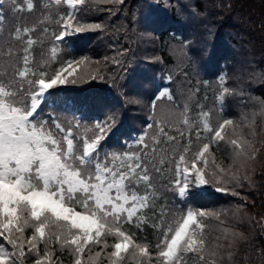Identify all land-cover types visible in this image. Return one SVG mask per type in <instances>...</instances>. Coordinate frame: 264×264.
Listing matches in <instances>:
<instances>
[{"label": "snow or ice", "instance_id": "snow-or-ice-1", "mask_svg": "<svg viewBox=\"0 0 264 264\" xmlns=\"http://www.w3.org/2000/svg\"><path fill=\"white\" fill-rule=\"evenodd\" d=\"M124 2L0 0V264H65V256L69 264H224L225 260L235 264L238 253L231 244L227 253L221 251L219 237L209 244L206 221L213 216L219 220L221 214L189 205L195 190L203 186L236 197L241 196L236 189L245 182L252 186L242 170L248 160L256 159L259 149L249 138L254 132L245 136L242 129L252 127L257 113L250 116L243 110L245 92L229 88L226 74L217 79L215 124L213 110L204 111L203 106L190 115L189 88L179 113L183 127L169 124L166 131L161 121L147 122L145 130L119 152L105 143L114 117L96 122L87 130L89 136L74 131L79 123L69 122L66 128L46 111L63 86L86 79L82 66L87 58L65 60L58 45L75 34L105 30L101 23L82 22V13L115 14L99 5ZM61 5L69 10L59 11ZM25 12L39 13L38 22L28 26ZM6 14L15 19L14 25L6 26ZM50 24L55 25L51 32ZM49 36L54 43L47 49ZM57 60L59 66L51 69ZM87 75L104 79L99 73ZM182 75L186 80L187 73ZM167 79L171 84L172 75ZM165 98L174 101L167 86L159 91L153 108ZM227 98L239 99V121L223 115ZM260 105L264 115V101ZM228 129L235 138L226 135ZM172 130L176 134H170ZM221 142L230 152L228 169L216 163L212 151L214 145L222 151ZM165 165L171 177L165 175ZM161 190L174 197L171 206L158 204ZM259 223L264 234V218ZM145 227L153 229L154 243L138 235ZM223 232L225 240L236 238L227 229ZM252 251L264 257V249ZM239 255L248 259L247 253Z\"/></svg>", "mask_w": 264, "mask_h": 264}, {"label": "trees", "instance_id": "trees-1", "mask_svg": "<svg viewBox=\"0 0 264 264\" xmlns=\"http://www.w3.org/2000/svg\"><path fill=\"white\" fill-rule=\"evenodd\" d=\"M108 11L88 12L80 15L84 23H101L104 31H88L69 36L59 44L63 59L80 60L87 58L82 66L86 79L75 86H63L54 96L46 109L68 127L80 124L82 135H91L96 122L106 117H114L115 126L108 134L106 146L112 151H123L125 143H131L144 130L147 122L154 125L161 121L166 131L169 124L183 127L180 111L187 100L189 88L192 89L190 115L195 116L199 106L204 111H212L215 124L217 102L214 94L218 87L217 79L226 74L229 88H242L247 103L242 107L251 113L261 109L264 101V0H125L123 5L101 4ZM61 5L59 11H68ZM56 9H53L55 13ZM27 17L28 26L38 22L39 13H22ZM15 24V19L6 14V26ZM55 25L50 24V32ZM51 36L45 40L44 47L52 46ZM188 47L185 48L184 44ZM41 49H35L37 60ZM121 51L124 55L121 56ZM50 55V52H49ZM120 60L119 65L113 61ZM99 62V63H97ZM59 66V60L52 62L51 69ZM187 73L185 80L182 73ZM99 73L104 79L93 80L90 75ZM172 75L169 83L167 77ZM170 87L174 101H153L164 87ZM199 88V92L194 90ZM137 101H139L137 103ZM241 105L238 98H227L223 115L240 120ZM151 117V120L149 118ZM259 149L255 160H248L242 174L251 178V187L237 188L240 197L226 192H217L212 186L196 189V195L189 205L209 213H220L207 219L209 244L219 237L224 245L222 252L227 253L228 245L238 253L235 264H264V257L252 249H264V234L260 221L264 218V115L255 120L251 128L243 127ZM153 130H149V135ZM195 141V128L192 130ZM170 134H176L174 130ZM203 135V133H202ZM226 135L235 138L232 130ZM186 141H181V144ZM222 151L212 148L217 164L228 169L232 164L227 147ZM211 161V157L209 158ZM239 164L232 168L235 171ZM165 175L171 173L164 167ZM160 183H167L161 179ZM174 201L171 193L163 192L158 204ZM178 203V202H177ZM246 205L245 207H239ZM151 215V214H150ZM254 217V220H250ZM223 229L229 234L225 240ZM147 241L154 243L153 229L145 227L142 233ZM247 253L248 259L242 260L239 254ZM65 264H69L65 256ZM227 264V260L224 261Z\"/></svg>", "mask_w": 264, "mask_h": 264}, {"label": "rangeland", "instance_id": "rangeland-1", "mask_svg": "<svg viewBox=\"0 0 264 264\" xmlns=\"http://www.w3.org/2000/svg\"><path fill=\"white\" fill-rule=\"evenodd\" d=\"M260 110H261V109H259V110L256 112L257 115H256V117H255V120H257V119L260 120V119H261L262 114H260ZM255 120H254V121H255ZM237 164H238V163H237Z\"/></svg>", "mask_w": 264, "mask_h": 264}]
</instances>
